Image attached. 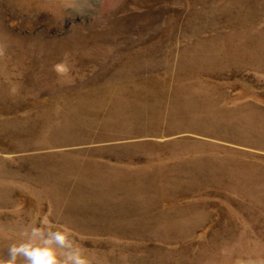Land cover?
Listing matches in <instances>:
<instances>
[{"label":"rangeland","instance_id":"rangeland-1","mask_svg":"<svg viewBox=\"0 0 264 264\" xmlns=\"http://www.w3.org/2000/svg\"><path fill=\"white\" fill-rule=\"evenodd\" d=\"M0 47V258L47 217L92 264H264V0H0Z\"/></svg>","mask_w":264,"mask_h":264},{"label":"clouds","instance_id":"clouds-1","mask_svg":"<svg viewBox=\"0 0 264 264\" xmlns=\"http://www.w3.org/2000/svg\"><path fill=\"white\" fill-rule=\"evenodd\" d=\"M4 50L0 47V56ZM60 75L70 72L67 64L55 66ZM56 226L45 217L40 226L25 228L20 239L7 249V257L0 258V264H92L81 246L73 239L72 229Z\"/></svg>","mask_w":264,"mask_h":264}]
</instances>
